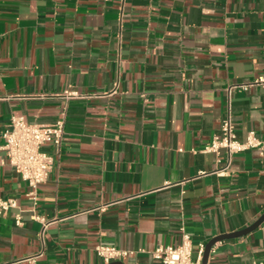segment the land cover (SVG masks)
<instances>
[{
	"label": "crops",
	"instance_id": "obj_1",
	"mask_svg": "<svg viewBox=\"0 0 264 264\" xmlns=\"http://www.w3.org/2000/svg\"><path fill=\"white\" fill-rule=\"evenodd\" d=\"M264 0H0V264H164L158 245L200 244L264 213V157L226 174L202 149L229 109L239 140H264ZM68 92L79 95L68 96ZM74 94V93H73ZM65 118L36 199L3 163V131ZM104 205H107L104 209ZM20 213L23 223L17 224ZM264 261V222L217 242L208 264Z\"/></svg>",
	"mask_w": 264,
	"mask_h": 264
},
{
	"label": "built area",
	"instance_id": "obj_2",
	"mask_svg": "<svg viewBox=\"0 0 264 264\" xmlns=\"http://www.w3.org/2000/svg\"><path fill=\"white\" fill-rule=\"evenodd\" d=\"M253 84L261 85L264 88V75L256 78ZM73 93L68 92L67 95H79L76 92ZM65 133V118H60L50 124H39L28 123L24 116L17 115L11 116L10 122L3 131L5 140L3 163L9 164L20 172L22 178L28 182L31 188L30 195L33 199H36L40 184L47 181L55 160V156L48 152L45 146L52 144L55 152L59 154ZM247 148L258 149L259 154L264 157V140L259 138L254 130L248 133L245 140L238 139L229 109L223 119L221 131L215 134L212 141L202 150L216 153L219 164L223 162L222 152L225 150L226 161L214 172L226 174L230 170L234 154ZM106 206L104 205L102 208L104 209ZM16 207H18V203L15 199L0 197V216ZM16 222L19 225L23 223L20 213L16 215ZM96 252L105 264L128 254L126 250L103 244L96 247ZM204 252L205 244H200L198 255L193 258L192 239L188 233H183L182 242L179 245H158L153 255L164 264H203ZM252 264H264V261Z\"/></svg>",
	"mask_w": 264,
	"mask_h": 264
},
{
	"label": "water",
	"instance_id": "obj_3",
	"mask_svg": "<svg viewBox=\"0 0 264 264\" xmlns=\"http://www.w3.org/2000/svg\"><path fill=\"white\" fill-rule=\"evenodd\" d=\"M263 222H264V213L254 223H252L251 225L247 226L244 229L234 231V232L219 234V235L213 237L205 246L203 264H208L211 249L217 242L222 241V240L227 239V238H234V237L246 235V234L252 232L253 230H255L257 227H259ZM109 264H124V262H122L120 260H115Z\"/></svg>",
	"mask_w": 264,
	"mask_h": 264
}]
</instances>
